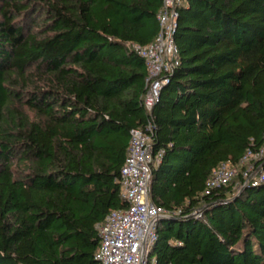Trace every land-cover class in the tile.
I'll use <instances>...</instances> for the list:
<instances>
[{
  "label": "trees",
  "instance_id": "trees-1",
  "mask_svg": "<svg viewBox=\"0 0 264 264\" xmlns=\"http://www.w3.org/2000/svg\"><path fill=\"white\" fill-rule=\"evenodd\" d=\"M163 0H0V264H98L97 224L127 203L130 133L153 125L147 264H264V0H180L179 64L145 109L133 44ZM222 163L237 167L205 193ZM264 175V157L253 162Z\"/></svg>",
  "mask_w": 264,
  "mask_h": 264
},
{
  "label": "built area",
  "instance_id": "built-area-1",
  "mask_svg": "<svg viewBox=\"0 0 264 264\" xmlns=\"http://www.w3.org/2000/svg\"><path fill=\"white\" fill-rule=\"evenodd\" d=\"M180 0H163L158 15L160 30L148 45L133 44L134 50L145 61L146 94L144 107H151L165 82L164 76L179 64L178 47L173 39L177 17L176 6ZM153 125L149 122L144 129L136 128L130 133V144L125 162L120 169L121 197L127 207L112 211L104 221L97 224L99 248L94 259L98 264H147V255L154 243L157 220L166 214L163 208L151 202L149 185L151 167L160 161V152L153 153L150 137ZM264 157V145L255 152H246L240 165L250 159ZM253 164L243 171L245 183L264 181L262 172L253 170ZM237 167L222 163L206 180L205 193L228 184L237 174Z\"/></svg>",
  "mask_w": 264,
  "mask_h": 264
},
{
  "label": "rangeland",
  "instance_id": "rangeland-1",
  "mask_svg": "<svg viewBox=\"0 0 264 264\" xmlns=\"http://www.w3.org/2000/svg\"><path fill=\"white\" fill-rule=\"evenodd\" d=\"M253 162H254V159L252 158V159H250L249 161H247V162L244 164V167L246 168V167H248V166H251V165L253 164Z\"/></svg>",
  "mask_w": 264,
  "mask_h": 264
}]
</instances>
